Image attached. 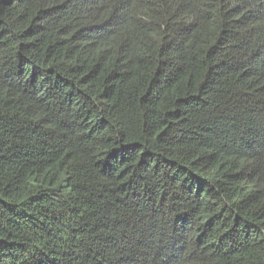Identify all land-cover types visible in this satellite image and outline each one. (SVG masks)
Returning a JSON list of instances; mask_svg holds the SVG:
<instances>
[{
    "label": "trees",
    "instance_id": "16d2710c",
    "mask_svg": "<svg viewBox=\"0 0 264 264\" xmlns=\"http://www.w3.org/2000/svg\"><path fill=\"white\" fill-rule=\"evenodd\" d=\"M0 264H264V0H0Z\"/></svg>",
    "mask_w": 264,
    "mask_h": 264
},
{
    "label": "bare ground",
    "instance_id": "6f19581e",
    "mask_svg": "<svg viewBox=\"0 0 264 264\" xmlns=\"http://www.w3.org/2000/svg\"><path fill=\"white\" fill-rule=\"evenodd\" d=\"M171 9V8H170ZM92 138V137H91ZM164 261V260H163Z\"/></svg>",
    "mask_w": 264,
    "mask_h": 264
}]
</instances>
